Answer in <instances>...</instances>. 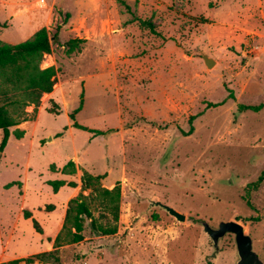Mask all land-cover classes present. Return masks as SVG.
Wrapping results in <instances>:
<instances>
[{
    "label": "rangeland",
    "instance_id": "obj_1",
    "mask_svg": "<svg viewBox=\"0 0 264 264\" xmlns=\"http://www.w3.org/2000/svg\"><path fill=\"white\" fill-rule=\"evenodd\" d=\"M122 1L129 10L117 0H0V42L44 27L50 53L41 66L55 69L52 104L24 108L31 121L11 127L22 137L0 152V260L44 253L46 264H235L233 235L215 250L200 225L235 221L264 264V177L251 186L264 173V108L237 112L264 102V0ZM134 19H150L157 35ZM69 39L83 42L67 54ZM80 93L74 121L86 131L68 128ZM80 148L104 175L99 187L119 186L118 218L110 236L84 219L83 240L67 244L69 223L46 226L63 206L44 186L66 178L42 171L35 182L29 173L54 172ZM93 195L85 201L97 217Z\"/></svg>",
    "mask_w": 264,
    "mask_h": 264
},
{
    "label": "trees",
    "instance_id": "obj_2",
    "mask_svg": "<svg viewBox=\"0 0 264 264\" xmlns=\"http://www.w3.org/2000/svg\"><path fill=\"white\" fill-rule=\"evenodd\" d=\"M125 10L129 7L122 1L117 0ZM138 26L147 29L152 35H157L154 31L153 23L150 19H134ZM131 22V21H130ZM80 39H69L64 43L66 53L73 52L77 45L82 43ZM50 53V35L46 28L41 27L36 30L29 39L16 44H7L0 42V97L8 99V106L13 108L10 113L7 108L0 103V152L5 147L10 135L16 139L22 136V132L18 130L10 131L11 127L19 125L21 122L30 120L31 118L25 112L24 108L32 106L33 109L39 104V99L43 94L52 91L55 83V69L52 66H41L44 55ZM52 104L51 100H48ZM82 106V93L79 94L77 106L68 114L71 121V127L81 131L87 129L78 125L74 121V114L79 112ZM264 108V102L252 106L238 105L237 112L250 110L257 112ZM53 115L59 114L58 109H48ZM102 134L100 131H90ZM61 173L71 174L74 172V164L67 161L60 169ZM104 175H90L82 171L80 176V190H90L94 194V201L98 208L97 217H93L86 201L85 196L78 194L74 199L68 201L61 229L65 227V223H69L72 229L69 232L67 244L79 243L83 240L82 229L83 220H88L89 228L99 233L101 236H110L116 232V222L118 218L120 190L116 184L111 189L99 187V181ZM264 177L262 173L251 186L256 188ZM64 184L61 180L48 181L52 192H56L59 187ZM13 183H8L5 187H10ZM67 186L74 187L73 183H67ZM59 236L56 235L53 244L59 247ZM55 251V250H54ZM44 254V253H43ZM43 254L14 259L0 264H32L33 260H37L42 264L41 258Z\"/></svg>",
    "mask_w": 264,
    "mask_h": 264
},
{
    "label": "crops",
    "instance_id": "obj_3",
    "mask_svg": "<svg viewBox=\"0 0 264 264\" xmlns=\"http://www.w3.org/2000/svg\"><path fill=\"white\" fill-rule=\"evenodd\" d=\"M31 37V36H30ZM29 39V38H28ZM54 86V85H53ZM53 88H52V91L50 92V93H48V94H43L40 98H45V100H50L54 95H53ZM39 101H40V99H39ZM40 105H43L42 103H40ZM38 107V106H37ZM36 107V108H37ZM40 108H41V106H40ZM39 107H38V109H40ZM31 109H33V107L31 106ZM35 109V108H34ZM33 109V110H34ZM27 113V112H26ZM28 114V113H27ZM28 116H29V114H28ZM36 119H37V116H36ZM29 121H31V120H27V121H24V122H21V123H27V122H29ZM70 121V120H69ZM20 123V124H21ZM19 124V125H20ZM18 126V125H17ZM70 126H71V121H70ZM68 127L69 129L70 128H72V127ZM28 129H30V128H28ZM27 129V130H28ZM35 129V127L33 128V130ZM72 129H74V128H72ZM16 130H18V129H16ZM19 131H21V130H19ZM22 132V131H21ZM10 136H12L14 139H16L13 135H10ZM9 136V137H10ZM62 136V135H61ZM61 136H56V138L57 137H61ZM22 137V136H21ZM20 137V138H21ZM12 138V139H13ZM20 138H18V139H20ZM8 140H9V138H8ZM80 150H81V152H78V153H80L79 155L77 154V151H74L73 152V154H72V156L70 157V159H69V157L68 156H65L64 158H66V161L65 162H63V160H62V162L57 166V167H55V171L54 172H52V171H47L46 169H42L41 171H37L36 173H34V172H32L31 171V173H29L30 174V177H33V179L35 180V182H37V178L38 177H42L43 176V174H42V171H43V173H49V175H51V176H54V175H56V174H58L60 177H63V178H66V179H55L54 177H52V180H48V181H53V180H61V181H63L64 182V184L61 186V187H59L58 189H57V191L56 192H52V190H51V188H50V186H48L47 185V182L48 181H46V183L44 184V186L49 190V192H50V194L48 195L47 194V196L46 197H48L49 199L48 200H50V201H54V202H56V204L58 205V208H59V206H60V208L63 206V209H62V211H60V218L59 219H57L56 217H51V218H49L48 220L46 219V226L48 227V228H51V229H56V228H60V230H61V227H62V224H63V219H64V213H65V209H66V206H67V203H68V201L69 200H71V199H74L79 193L80 194H82L83 196H87L88 195V193L90 192V190L89 189H86V190H84V191H88V193H86L87 195H84L83 193H84V191H81L80 190V176H81V173H82V171H85V172H87L88 170V174H90V175H97L98 174V172H92V170L93 169H95L94 167V165H93V163L91 162V159H89V158H87V153H89V151L87 152V150L86 149H83V148H80ZM63 158V159H64ZM85 158H86V160H85ZM100 160H102L101 158H100ZM100 160H99V162H100ZM67 161H71L73 164H74V172L73 173H71V174H65V173H61L60 172V169L63 167V165L67 162ZM76 161H77V163L79 164V166H81L80 168L78 167V165L76 164ZM75 162V163H74ZM2 165V164H1ZM24 167V166H23ZM52 168V167H51ZM102 167H100V169H101ZM88 169V170H87ZM56 170H58V171H56ZM57 172V173H56ZM27 171L25 170V172H24V169H23V174H24V179H27L28 177H27ZM31 174H32V176H31ZM102 180V179H101ZM100 180V181H101ZM67 183H73L74 184V187H69V186H67ZM107 184L108 185H110V180H108V182H107ZM39 185H40V188H38L39 189V191H40V189L42 188L41 186V184H38V187H39ZM114 186V185H113ZM112 186V187H113ZM101 187V186H100ZM111 187V188H112ZM101 188H104V189H111L109 186H107V187H101ZM35 189H36V186H35ZM40 194V193H39ZM43 195H46V194H40V195H37L36 197H40V196H43ZM52 199V200H51ZM23 200V199H22ZM40 203H42V202H40ZM40 203H37V204H40ZM27 204H29L28 202H27ZM29 205H32V204H29ZM35 205V204H34ZM51 221H53V223H52V226H50V225H48V223H50ZM30 235V234H29ZM38 236L39 234L36 232V233H34L33 235H31V237H33V236ZM57 235V234H56ZM56 235L54 236V238L56 237ZM54 238H53V241H54ZM52 246H53V243H52ZM57 248H59V247H57ZM57 248H54V249H57ZM14 259H20V258H18V257H13V258H9V259H4V260H0V262H7V261H10V260H14Z\"/></svg>",
    "mask_w": 264,
    "mask_h": 264
},
{
    "label": "water",
    "instance_id": "obj_4",
    "mask_svg": "<svg viewBox=\"0 0 264 264\" xmlns=\"http://www.w3.org/2000/svg\"><path fill=\"white\" fill-rule=\"evenodd\" d=\"M204 66L210 68L213 64V60L207 57H202ZM149 206L158 207L165 211L175 221L182 222L184 215L178 213L171 207L163 205L157 201H150ZM203 232L210 239L213 248L217 249L218 240L225 234L233 235V242L235 246V252L237 255V261L235 264H262L257 258L256 254L252 251L251 239L243 231L240 224L235 221L220 222L215 229L209 227L206 223H200Z\"/></svg>",
    "mask_w": 264,
    "mask_h": 264
},
{
    "label": "bare ground",
    "instance_id": "obj_5",
    "mask_svg": "<svg viewBox=\"0 0 264 264\" xmlns=\"http://www.w3.org/2000/svg\"><path fill=\"white\" fill-rule=\"evenodd\" d=\"M40 3H42V2L40 1Z\"/></svg>",
    "mask_w": 264,
    "mask_h": 264
}]
</instances>
